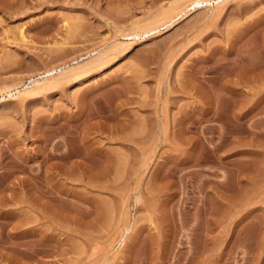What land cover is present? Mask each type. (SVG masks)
Instances as JSON below:
<instances>
[{
	"label": "rangeland",
	"instance_id": "374dc122",
	"mask_svg": "<svg viewBox=\"0 0 264 264\" xmlns=\"http://www.w3.org/2000/svg\"><path fill=\"white\" fill-rule=\"evenodd\" d=\"M0 0V264H264V0Z\"/></svg>",
	"mask_w": 264,
	"mask_h": 264
},
{
	"label": "bare ground",
	"instance_id": "6f19581e",
	"mask_svg": "<svg viewBox=\"0 0 264 264\" xmlns=\"http://www.w3.org/2000/svg\"><path fill=\"white\" fill-rule=\"evenodd\" d=\"M205 1H209V0H193L192 4H197L198 5L199 3H202V2H205Z\"/></svg>",
	"mask_w": 264,
	"mask_h": 264
}]
</instances>
